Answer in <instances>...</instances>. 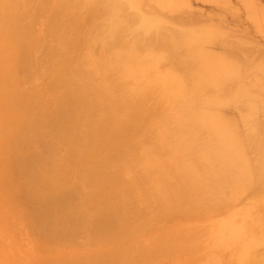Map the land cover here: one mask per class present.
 <instances>
[{"label": "rangeland", "instance_id": "374dc122", "mask_svg": "<svg viewBox=\"0 0 264 264\" xmlns=\"http://www.w3.org/2000/svg\"><path fill=\"white\" fill-rule=\"evenodd\" d=\"M104 1L0 0V37L13 35L17 46L10 51L14 76L0 71V264H62L66 258H83L88 252L102 253L106 262H121L118 264H214L208 261V256L213 253L215 264H236L243 241H254L253 247L248 250L247 264H264V173L259 170L260 161L264 163V153L261 158L260 154L251 150L255 139L244 142L245 171L251 183L236 192H229L227 198L215 207L204 203L197 206L189 203V206L186 203L178 211H163L160 200L145 197L148 183L142 181L138 184L140 180L136 170L122 177L115 169V163L124 158V148L136 142L144 149L157 146L153 131L148 129L157 123L153 121L155 118L163 115L167 97L164 89L155 83L148 91L131 98L128 113L119 116L122 129L102 125L96 150L90 149L92 135L85 134L82 152L87 156H75L74 150L61 142L62 135L55 134L48 139L40 130L33 134L35 152L41 154L45 145L50 143L57 149L55 161L62 163L56 172L50 161L43 160L45 172L67 184L68 191L72 193L68 203L73 208L83 206L81 212L86 215L85 226L76 237H70L72 221L67 216L63 217L55 202H49V207L38 203L31 204L33 208L27 205L22 185L32 177L30 165L19 164L22 171L19 170L18 177L6 173L5 163L16 158L21 160L23 155L21 151L12 152L4 148L10 141V126L14 122L21 124L25 119L22 114L25 104L17 96L32 101L35 96L41 98L37 108H32L31 117L34 119L41 114L50 117L57 110L65 111L66 102L62 103V100L65 99V91L70 89V82L75 85V96L80 98L83 95L80 84L92 69L87 60L89 48L93 58L110 59L121 40H129L143 32L146 21L156 22V31L168 30L181 45L179 51L173 53L151 47V52L162 57L156 63V71L162 76L170 73L182 76L186 65H192L191 52L197 50V46L194 41L185 39L187 32L205 30L215 36L213 44L203 46L205 52L238 65L239 81L230 82L224 92L234 94L242 82L249 92H254L257 101L251 123L243 121L250 114L248 108L251 104L245 98L230 96L218 105L216 114L234 126L243 141L251 125L252 128H263L260 138L264 142V106L261 107L264 105V0H113L122 5L121 15H138L141 23L129 24L122 32L108 38L102 34L103 29H88L90 23L104 24ZM90 36L91 40L88 39ZM88 40L99 43L89 45ZM51 47L59 51L52 55L56 63L52 64V68L47 63ZM148 50L143 45L139 46L140 53ZM258 69L263 73L260 74ZM63 72H67L63 79L65 87L58 84ZM93 81H103L117 90L123 83L114 70L93 75ZM261 82L263 89H259ZM129 85L125 81V88ZM260 90L263 95L260 92L258 97L261 94V98H258L256 92ZM205 94L213 97L216 92L214 88L207 87ZM89 98L92 103L96 99L92 89ZM118 104L116 101L111 103L102 115L88 111L87 120L95 122L100 116L108 119L110 111H117ZM16 112L19 115H15ZM152 121L154 123L150 125ZM62 126L59 124L57 127ZM64 135L67 137V133ZM92 171L104 176L103 182L89 184ZM43 192L48 196L49 189L45 188ZM218 197L215 195L214 199ZM47 209L51 214L53 212L54 223L62 219L61 224L54 226L59 233L66 235L64 241H59L53 248L41 241L39 232L45 230L41 217H45ZM110 210L117 214L125 212L135 231L110 241L102 236L99 240L107 241L88 245L87 238L93 237L98 221L103 227L110 224ZM232 216L236 223L234 233L238 232L242 240L234 243L230 231H224L225 234L217 237L219 244H216L214 236ZM141 224H145L142 232L138 228ZM183 237L189 247L177 249L175 244ZM126 247L131 249L125 251ZM124 251L125 255H130V261L118 256ZM148 252L155 254L147 256Z\"/></svg>", "mask_w": 264, "mask_h": 264}, {"label": "bare ground", "instance_id": "6f19581e", "mask_svg": "<svg viewBox=\"0 0 264 264\" xmlns=\"http://www.w3.org/2000/svg\"><path fill=\"white\" fill-rule=\"evenodd\" d=\"M121 11V4L113 0H105L104 24L98 26L95 23H90L88 29H103L104 32L101 30L102 34L104 33L108 38L122 32L129 24L141 23L138 15L125 16L120 14ZM143 26L144 29L141 34L134 35L129 40H121L117 44L115 54L110 59L93 58V54L90 52L91 48H89L87 60L90 61L92 69L86 73L85 79L80 84L83 95L80 98L75 96V85H71L70 82V89L65 91V99L62 100V103L66 102L65 111L57 110L50 117L41 114L39 118L34 119L31 117L32 108H37L41 98L35 96L32 101L24 99L22 96H17L25 104L22 112L25 115V119L21 124L14 122L10 126L12 130L10 141L4 148L12 152L21 151L23 155H21V160L16 158L15 161L9 160V162L5 163L6 173L18 177L19 170L22 171L19 164L30 165L32 177L28 178L22 185L24 186V200H26L29 207H31V204L37 203L43 207H49V202H55V205L59 207L58 211L63 214V217L67 216L72 221V231L69 234L72 238L76 237L84 229L82 226H85L86 215L81 212L83 206L80 205L73 208L68 203L72 193L68 191L67 184L59 180L58 177H50L43 169V160L50 161L56 172H58L62 163L55 161L57 149L48 142L41 154L35 152L32 146V136L36 131L40 130L48 139L55 134L62 135L61 142L68 148H72L75 156L82 158V155L87 156L85 152H82L85 134L89 133L92 135L93 140L90 143V149L92 151L96 150L97 140L103 131L102 125L109 124L114 129H122V122L119 116L128 113L131 98H136L148 91L152 83L161 86L166 94L167 103L164 105L163 115L153 120L157 121V123L152 125L154 123L152 121L150 123L152 126H149V129L147 128L153 131L152 134L157 139V146L153 149H144L140 143L136 142L124 148L123 154L126 156L124 155L123 159L115 163V169L118 170L122 177L128 176L131 170H136L139 174L137 178L140 180L138 184L140 185L142 181L148 183L145 197L151 200H160V206L163 211H178L186 203H190L193 206L199 205L198 203H204L206 206H219V202L223 198H227L230 194L229 192H236L249 185L251 182L245 171L246 162L243 159L245 141L248 142V140L255 139L254 144L250 148L256 154H260L261 158L263 157L264 142L260 138L263 128H255L253 126V129L252 125L250 127L247 126L249 134H246V138L243 141V138H239L235 127L216 114L215 109L218 105L229 99L230 96L233 98H245L251 104H249L248 108L250 114L243 121L246 124L251 123L255 109H257V101L253 94L254 92L252 90L249 92L248 87L242 82H240L241 87L234 94L227 91L224 92L225 86L230 82L239 81L237 76L238 65L235 62H227L223 58L215 57L205 52L203 46L213 44L216 41L215 36L205 30L187 32L185 39L194 41L197 46V50L191 52L193 53L191 54L192 60L190 59L192 65L190 67L186 65L185 74L182 76L173 73L162 76L156 71V63L162 57L151 52L150 49L155 46L172 53L178 52L181 47L179 39L169 34L166 29L156 31L155 29H158L156 22L146 21ZM8 28L7 26L6 29ZM7 37H10V41L6 39ZM90 38L92 37H88V39ZM94 39L96 38L94 37ZM95 42L99 43V41L88 40L89 45H94ZM140 45L149 50L146 53H140ZM16 47V40L13 35L6 34L0 37V71L13 76V57L10 56V51ZM57 52L59 53L56 48L51 47L49 49L47 63L51 68L52 64H56L52 55ZM109 70L116 71L119 79L123 82L118 90L110 88L103 81H93V75L102 74ZM258 70L260 74L263 73L261 69ZM65 75H67V72H63L62 79L58 83L62 87L66 86V82L63 81ZM125 81L130 83L127 88H125ZM260 84L262 85H260L259 89H263V83L261 82ZM257 85L255 84L256 87ZM207 87L215 89L216 94L213 97L206 96L205 90ZM91 89L96 93V99L93 103L89 98ZM260 92L261 90L258 93L256 92V97H258ZM261 94L263 95L262 92ZM261 94L258 98H261ZM260 100L262 101V99ZM115 101L119 103L117 111H110L108 119L100 116L95 122L87 120L88 111H96L102 115L110 104ZM263 106L261 105V107ZM14 114L19 115L18 112ZM59 124L63 125L62 128L57 127ZM64 133H67V137ZM259 170L260 173H264L262 160L260 161ZM92 172L93 175L88 181L89 184L103 182L104 176L94 174V171ZM172 184L176 186L172 187ZM45 188L49 189L48 196L43 192ZM215 195L219 197L214 199ZM217 199L218 201H215ZM156 203L158 204V202ZM190 204L189 206H191ZM111 212V210L108 211L110 224L107 227H103L98 221L93 230V237L88 236L87 238L88 245L110 241L113 238L129 235L135 231L133 224L126 219L125 212H122V214H117L115 211ZM54 214L56 215V213ZM52 215L53 212L51 214L48 209L45 217L41 215L45 230L39 231L41 241L50 248L55 247L59 241H64V236H66L59 233L54 226V224L56 226L61 224L62 219L54 223ZM41 219L40 221H42ZM228 219L230 220L225 222L214 236L216 244H219L217 237L225 234L224 231H230V234L234 236V241L232 242L235 243L242 240L237 234L238 232L234 233L236 226L234 216ZM33 221H36V219H33ZM144 225L141 224L138 227L141 232L145 229ZM102 236L103 239L107 240H99L102 239ZM188 244L183 237L175 245L177 249H185L189 247ZM253 245L254 241H243L236 264H247L249 260L248 250ZM224 246H226V243H224ZM130 249L131 247H126L125 251ZM125 251L118 256L122 257V259L125 257L129 259L130 255H125ZM147 251L149 250L147 249ZM147 254V256H151L155 253L148 252ZM105 259L102 253L88 252L83 258H66L62 261L64 264L121 263L116 261L108 263ZM58 261L60 262L61 260L58 259ZM208 261L215 264V253L208 256Z\"/></svg>", "mask_w": 264, "mask_h": 264}]
</instances>
